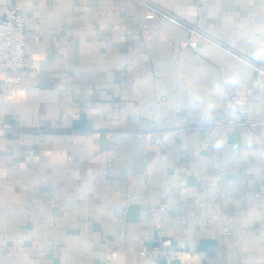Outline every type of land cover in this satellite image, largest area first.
I'll use <instances>...</instances> for the list:
<instances>
[{
    "label": "crops",
    "instance_id": "crops-1",
    "mask_svg": "<svg viewBox=\"0 0 264 264\" xmlns=\"http://www.w3.org/2000/svg\"><path fill=\"white\" fill-rule=\"evenodd\" d=\"M16 3L41 69L0 89V264H150L166 238L264 264V0Z\"/></svg>",
    "mask_w": 264,
    "mask_h": 264
},
{
    "label": "built area",
    "instance_id": "built-area-1",
    "mask_svg": "<svg viewBox=\"0 0 264 264\" xmlns=\"http://www.w3.org/2000/svg\"><path fill=\"white\" fill-rule=\"evenodd\" d=\"M145 5V17L153 18L156 14H163L155 6L149 3ZM175 22H179L176 18ZM189 31L201 37L194 28L189 27ZM192 45L194 41L190 42ZM26 38H25V18L17 6L16 0H2L0 4V89L3 91L17 86L20 83L19 72L27 69L40 71L41 66L38 61L31 60L26 56ZM234 102H239L240 98H234ZM259 121L264 122V115ZM255 122H252L254 125ZM7 127L0 125V134L4 133ZM151 132L144 133V136L149 138ZM109 136L108 133L105 134ZM140 254L143 256L150 255L151 263L155 264L159 260H164V264H200L195 263V252L177 248L170 239H162L158 246L150 250L142 249ZM115 255V253L113 254Z\"/></svg>",
    "mask_w": 264,
    "mask_h": 264
},
{
    "label": "clouds",
    "instance_id": "clouds-1",
    "mask_svg": "<svg viewBox=\"0 0 264 264\" xmlns=\"http://www.w3.org/2000/svg\"><path fill=\"white\" fill-rule=\"evenodd\" d=\"M227 86L236 87L238 80L235 77H231L226 81ZM185 105L188 108L199 109L201 117L204 120H210L213 114V105L207 103L205 98L195 89H188L185 94ZM219 147V144L217 145Z\"/></svg>",
    "mask_w": 264,
    "mask_h": 264
},
{
    "label": "water",
    "instance_id": "water-1",
    "mask_svg": "<svg viewBox=\"0 0 264 264\" xmlns=\"http://www.w3.org/2000/svg\"><path fill=\"white\" fill-rule=\"evenodd\" d=\"M155 264H164V260H159V261L156 262Z\"/></svg>",
    "mask_w": 264,
    "mask_h": 264
}]
</instances>
